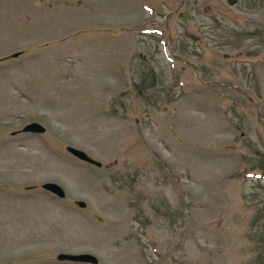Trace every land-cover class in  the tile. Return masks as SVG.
<instances>
[{"label": "rangeland", "instance_id": "1", "mask_svg": "<svg viewBox=\"0 0 264 264\" xmlns=\"http://www.w3.org/2000/svg\"><path fill=\"white\" fill-rule=\"evenodd\" d=\"M176 6L0 0V264H264V0Z\"/></svg>", "mask_w": 264, "mask_h": 264}, {"label": "water", "instance_id": "2", "mask_svg": "<svg viewBox=\"0 0 264 264\" xmlns=\"http://www.w3.org/2000/svg\"><path fill=\"white\" fill-rule=\"evenodd\" d=\"M19 54H21V51L13 52L9 55H6L4 58H11L16 57ZM21 131L24 132H35V133H43L45 131L44 126H42L40 123L34 121L26 124L21 128ZM16 132H13V134ZM66 150L77 157L78 159L93 164L95 166H101V162L97 159H94L88 153H86L84 150L76 148L72 145H67ZM36 185H27L26 189H32ZM44 190L58 196V197H65V191L64 189L55 182H44L40 185ZM75 204H77L80 207H85L86 203L83 200H75ZM96 218L98 220H101L102 218L98 215H96ZM57 259L59 260H69V261H77V262H89L96 264L98 263V258L93 255L92 253L84 252V253H66V252H59L57 254Z\"/></svg>", "mask_w": 264, "mask_h": 264}, {"label": "flooded vegetation", "instance_id": "3", "mask_svg": "<svg viewBox=\"0 0 264 264\" xmlns=\"http://www.w3.org/2000/svg\"><path fill=\"white\" fill-rule=\"evenodd\" d=\"M153 1V0H152ZM161 1H163L165 4H168V3H171V2H174V1H176L177 2V6L175 7V8H172L171 10H167V12L165 13V17H164V24H165V27H166V33H171V30H170V26H169V21H170V18H171V16L174 14V13H176L177 12V14H178V16H179V18H183L184 17V15H183V12H182V10H179L178 11V9L180 8V7H183L184 6V4H185V2H186V0H161ZM233 0H228V2L229 3H231ZM166 7H169V5H166ZM152 12H154V18H156V16H157V14H159L160 12H158L157 10H155L156 8L155 7H153V6H151L150 8H149ZM207 9H209L208 11H206V9H204L203 11L205 12L206 11V14H207V16H203L202 15V18H204V19H208V20H214V21H212V23L215 25V24H217V22H215V21H218L220 18H221V16L220 15H222V10H221V8L220 7H218L216 4H214V6L213 7H211V6H209L208 5V7H207ZM221 10V11H220ZM216 12H218V14H220V15H218ZM211 16V17H210ZM219 22H220V20H219ZM156 28H152V30L154 31ZM185 29V28H184ZM155 32V31H154ZM182 32H184V33H187V31H182Z\"/></svg>", "mask_w": 264, "mask_h": 264}]
</instances>
